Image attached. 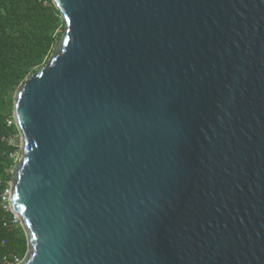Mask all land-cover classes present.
Listing matches in <instances>:
<instances>
[{
	"label": "water",
	"instance_id": "95a60500",
	"mask_svg": "<svg viewBox=\"0 0 264 264\" xmlns=\"http://www.w3.org/2000/svg\"><path fill=\"white\" fill-rule=\"evenodd\" d=\"M21 84V264H264V0H52Z\"/></svg>",
	"mask_w": 264,
	"mask_h": 264
},
{
	"label": "trees",
	"instance_id": "16d2710c",
	"mask_svg": "<svg viewBox=\"0 0 264 264\" xmlns=\"http://www.w3.org/2000/svg\"><path fill=\"white\" fill-rule=\"evenodd\" d=\"M63 25L52 0H0V264L3 256L14 253L24 257L27 251L22 228L5 226L13 214L1 202L22 152L10 142L18 134L13 96L47 63L64 32Z\"/></svg>",
	"mask_w": 264,
	"mask_h": 264
},
{
	"label": "built area",
	"instance_id": "2783aa9c",
	"mask_svg": "<svg viewBox=\"0 0 264 264\" xmlns=\"http://www.w3.org/2000/svg\"><path fill=\"white\" fill-rule=\"evenodd\" d=\"M10 124H11V122H10ZM16 136L20 137V135L16 134L14 137H12V139L10 141L11 143H13V139ZM20 139H21V137H20ZM10 196H11V188L8 186L7 188H5V190H4V192H3L2 196H1L3 204H4V208L7 209V210L9 208L8 207V202L10 200ZM12 222H13V224L15 226H18L20 224V220H19V218L17 216H14ZM21 262H22V259L18 255H14L12 257H5L4 258V263L5 264H20Z\"/></svg>",
	"mask_w": 264,
	"mask_h": 264
},
{
	"label": "clouds",
	"instance_id": "9594fccd",
	"mask_svg": "<svg viewBox=\"0 0 264 264\" xmlns=\"http://www.w3.org/2000/svg\"><path fill=\"white\" fill-rule=\"evenodd\" d=\"M11 124H12V122H11ZM17 135H20L19 131H18V134H17ZM20 137H21V135H20ZM21 145H22V139H21ZM21 151H22V150H21ZM21 153H22V152H21ZM10 182H11V181L8 182V184L6 185L5 188H7L8 186L11 188V183H10ZM5 188H4V190H5ZM4 190H3V192H4ZM11 190H12V188H11ZM3 192H2V194H3ZM1 196H2V195H1ZM10 200H11V196H10ZM10 200H9V202H8V207H9V208H8V211H11V212H12V210H11V205H10ZM1 202H2V204H3L2 198H1ZM3 206H4V204H3ZM6 210H7V209H6ZM12 214H13V217H12L10 223H8V224L6 223L5 226H10V227H21V228H22V223H21V220H20L19 216L16 215V214H14L13 212H12ZM14 216H17V217L19 218V220H20V224H19L18 226H15V225L13 224V222H12ZM22 230H23V229H22ZM26 252H27V251H26ZM13 254H14V253H13ZM13 254L3 256V257H2V260H1L2 264H5V263H4V258H5V257H12ZM19 257H21L22 262H23L25 256H24V257L19 256ZM22 262H21V263H22ZM21 263H20V264H21Z\"/></svg>",
	"mask_w": 264,
	"mask_h": 264
},
{
	"label": "rangeland",
	"instance_id": "374dc122",
	"mask_svg": "<svg viewBox=\"0 0 264 264\" xmlns=\"http://www.w3.org/2000/svg\"><path fill=\"white\" fill-rule=\"evenodd\" d=\"M54 49V48H53ZM50 57V56H49ZM16 93H17V91L15 92V94H14V96H13V98L15 97V95H16ZM15 136V135H14ZM13 136V137H14ZM12 145L14 146V147H19V148H21V139H20V137H15L14 139H13V143H12ZM20 156L21 155H19L18 157L20 158ZM19 158L17 159V161L19 160ZM14 255H18V256H20L19 254H13L12 256H14Z\"/></svg>",
	"mask_w": 264,
	"mask_h": 264
}]
</instances>
